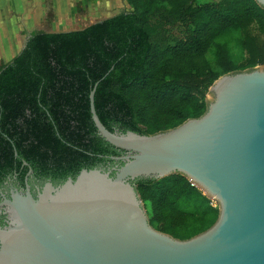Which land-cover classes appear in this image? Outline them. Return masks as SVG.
I'll use <instances>...</instances> for the list:
<instances>
[{
	"label": "trees",
	"instance_id": "1",
	"mask_svg": "<svg viewBox=\"0 0 264 264\" xmlns=\"http://www.w3.org/2000/svg\"><path fill=\"white\" fill-rule=\"evenodd\" d=\"M126 1L130 11L80 29L33 32L0 61L1 158L17 159L19 168L27 161L53 180L120 165L112 156L125 150L93 122V89L109 130L154 134L203 115L221 75L264 65V7L256 0ZM6 166L0 160L5 174ZM133 183L150 224L175 238H191L218 218V202L181 173Z\"/></svg>",
	"mask_w": 264,
	"mask_h": 264
},
{
	"label": "water",
	"instance_id": "2",
	"mask_svg": "<svg viewBox=\"0 0 264 264\" xmlns=\"http://www.w3.org/2000/svg\"><path fill=\"white\" fill-rule=\"evenodd\" d=\"M94 93L93 122L125 150L112 156L122 164L84 168L36 195L11 189L0 202L9 214L0 264H264V65L221 75L203 115L154 134L109 130ZM174 173L219 206L215 223L188 239L150 224L133 183Z\"/></svg>",
	"mask_w": 264,
	"mask_h": 264
},
{
	"label": "rangeland",
	"instance_id": "3",
	"mask_svg": "<svg viewBox=\"0 0 264 264\" xmlns=\"http://www.w3.org/2000/svg\"><path fill=\"white\" fill-rule=\"evenodd\" d=\"M10 2L1 0L0 3V53L1 49L8 50L14 44L13 37L19 31L18 50L15 55L25 45L29 36L38 30L80 29L132 9L126 0H10ZM12 10L16 11L18 16ZM7 56L2 58L0 56V61L6 62ZM238 57L239 54L236 58ZM211 96L208 94V99Z\"/></svg>",
	"mask_w": 264,
	"mask_h": 264
},
{
	"label": "flooded vegetation",
	"instance_id": "4",
	"mask_svg": "<svg viewBox=\"0 0 264 264\" xmlns=\"http://www.w3.org/2000/svg\"><path fill=\"white\" fill-rule=\"evenodd\" d=\"M1 158V157H0ZM1 158L3 162L7 163V170L9 173L5 174V171L0 168L2 174H0V202L4 200L5 197H10L11 189H18L19 191H25L26 187L29 186L34 195L37 194L38 190H41L42 187L47 182H52L54 186H58L63 183L65 180L55 179L46 176H37L34 174V169L31 164L27 161H23L22 166L19 168L17 159L13 160L12 163ZM25 167L29 168L26 175L23 178L18 176V171L24 169ZM114 166L100 167L105 170L113 168ZM71 177V176H69ZM67 177L66 180L69 178ZM9 214L6 211V207H0V226H5L8 220Z\"/></svg>",
	"mask_w": 264,
	"mask_h": 264
},
{
	"label": "crops",
	"instance_id": "5",
	"mask_svg": "<svg viewBox=\"0 0 264 264\" xmlns=\"http://www.w3.org/2000/svg\"><path fill=\"white\" fill-rule=\"evenodd\" d=\"M9 2H10V0H8ZM0 3H1V0H0ZM11 3V2H10ZM12 12L14 13V14H16V11H13L12 10ZM17 16H18V14H16ZM19 31L17 32V34H15V36L13 37V42H14V44L11 46V47H9V49L8 50H5V51H3L2 49H1V58H2V56H7V55H9L10 54V56H7L8 58H7V61H9V60H11L14 56H15V53L17 52V50H18V42H17V40H18V38H19ZM30 37V36H29ZM27 41V40H26ZM26 43V42H25ZM17 47V48H16ZM24 47V46H23ZM22 47V48H23ZM21 48V49H22ZM16 49V50H15ZM4 52V53H3ZM19 53V52H18ZM17 53V54H18ZM3 60V59H2Z\"/></svg>",
	"mask_w": 264,
	"mask_h": 264
}]
</instances>
